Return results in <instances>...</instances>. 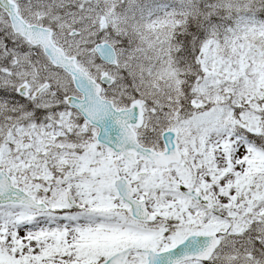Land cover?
Listing matches in <instances>:
<instances>
[{"label":"snow or ice","instance_id":"1","mask_svg":"<svg viewBox=\"0 0 264 264\" xmlns=\"http://www.w3.org/2000/svg\"><path fill=\"white\" fill-rule=\"evenodd\" d=\"M0 264H264V0H0Z\"/></svg>","mask_w":264,"mask_h":264}]
</instances>
